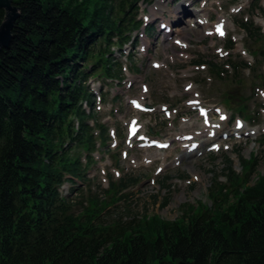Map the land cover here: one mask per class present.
<instances>
[{
    "label": "trees",
    "instance_id": "16d2710c",
    "mask_svg": "<svg viewBox=\"0 0 264 264\" xmlns=\"http://www.w3.org/2000/svg\"><path fill=\"white\" fill-rule=\"evenodd\" d=\"M250 1L248 18L237 26L253 50L264 39L255 19L264 18V6ZM13 2L20 16L0 54V264H264V174L254 180L253 164L240 176L227 159L231 186L218 183L213 204L188 220L107 222L108 205L77 213L62 187L86 180L92 154L109 139L90 81L100 69L99 77L122 80L111 50L144 26L134 17L138 0ZM3 19L0 9V24ZM207 63L215 76L229 72ZM229 64L234 73L255 67ZM130 182L112 187L127 189Z\"/></svg>",
    "mask_w": 264,
    "mask_h": 264
},
{
    "label": "rangeland",
    "instance_id": "374dc122",
    "mask_svg": "<svg viewBox=\"0 0 264 264\" xmlns=\"http://www.w3.org/2000/svg\"><path fill=\"white\" fill-rule=\"evenodd\" d=\"M250 2L138 0L140 9L134 17L143 20L144 26L131 33L122 49L115 45L111 50L122 65V80L99 77L100 69L93 76L96 79L90 81L92 88L101 91L97 117L106 125L109 139L99 142L92 154L86 180L67 182L62 187V194L74 200L78 214L83 207L108 205L102 214L107 222L139 220L144 216L165 221L188 220V214L213 204L211 194L218 183L231 186L227 159L240 176L247 167L250 172L252 164L254 180L264 174V56L260 54L264 39L252 50L246 34L237 26V21L248 18ZM261 4L264 6V0ZM156 5L159 9L152 10ZM181 5L190 12L181 14L182 22L171 28L183 26L184 32H168L169 28L160 31L167 20L178 14ZM198 16L205 17V24L213 29V34L205 33V26L195 22ZM255 19L264 26L261 15ZM221 20L225 22L223 35L213 27ZM151 23L156 31L144 32ZM177 39H182L185 46L176 43ZM232 42L235 47L230 49L228 45ZM230 60H244L255 67L234 73ZM208 61L229 72L213 75ZM135 100L151 104L154 109L137 110L133 107ZM198 106L208 108V112H199ZM242 108L245 115L240 113ZM168 110L169 115L165 114ZM221 113L227 119L220 123ZM136 117L139 131L131 137L130 121ZM189 119L195 125L188 126ZM206 120L215 122L212 134L220 129L216 137H211L208 130L203 132ZM239 123L243 126L241 130ZM251 129L258 132L250 134ZM183 131L194 138L181 141L178 133ZM195 131L202 133V137L192 133ZM140 133L173 141L163 151L141 147ZM193 141L205 142L199 143L190 159L176 160ZM147 154L156 155L155 160H146ZM121 180L125 184L130 180L129 187L113 189L112 183ZM120 195L124 197L119 198ZM227 200L234 202L235 195L229 194Z\"/></svg>",
    "mask_w": 264,
    "mask_h": 264
},
{
    "label": "bare ground",
    "instance_id": "6f19581e",
    "mask_svg": "<svg viewBox=\"0 0 264 264\" xmlns=\"http://www.w3.org/2000/svg\"><path fill=\"white\" fill-rule=\"evenodd\" d=\"M163 8H165L164 6L162 7V10H163ZM156 9H159V6L158 5H156L155 7H153L152 8V10H156ZM176 11V10H175ZM187 12H190V10H188L187 8H185V6H182L181 5V7L178 9V14L176 13V15H174V18L173 19H170V20H167V24H166V26L165 27H161V29H160V31H162V30H164V28H165V30L166 29H168V32H173V30H175V32H178V33H183L184 32V29H181V27H183V26H178L176 29H173V28H171L172 26H174V25H179L181 22H182V18L180 17L181 16V14H186ZM201 18V19H200ZM195 22H197V23H200V24H203V26H205V30H204V32L205 33H212L213 34V29L212 28H209L208 26H207V24H205L206 23V21H205V17L204 16H198V18H196V21ZM223 26H225V22L224 21H219V22H217V23H215V24H213V27H215V30L216 31H219V29H223L222 27ZM163 28V29H162ZM223 31V30H222ZM220 32V31H219ZM146 39V38H145ZM144 41H146L145 42V44H148L149 42H148V40L146 39V40H144ZM176 43H178V44H180L181 46H185V42L182 40V39H177L176 41H175ZM189 90H191L192 89V86L190 87L189 86ZM184 121H187V120H184ZM195 122L194 121H192V120H190L189 119V121H188V126L189 125H193ZM221 123V122H220ZM219 123V124H220ZM213 124H211V123H209L208 125H207V127H208V131H210L212 128H213ZM215 130V129H214ZM241 130V129H240ZM220 131V129H216V132L214 133V134H212V135H210L211 137H216L217 135H218V132ZM250 132V134H255V133H257L258 132V129H251V130H249ZM242 134L244 133V131H242L241 132ZM184 133H182L181 134V136L183 135ZM198 133H196V135H197ZM180 135V134H179ZM196 142V141H195ZM195 142H192V143H190L189 144V146L185 149V153L182 155V156H179V157H177L176 158V160H180V159H182L183 157L184 158H188V159H190L191 157H193V155L194 154H196V152L197 151H195L196 150V148H198L199 147V145L200 144H195V145H192V144H194ZM204 142L205 141H202L201 142V144L203 145L204 144ZM155 156L156 155H150V154H147L146 155V160H148V159H153V160H155ZM164 159H165V157H164ZM164 162H165V160H164Z\"/></svg>",
    "mask_w": 264,
    "mask_h": 264
},
{
    "label": "water",
    "instance_id": "95a60500",
    "mask_svg": "<svg viewBox=\"0 0 264 264\" xmlns=\"http://www.w3.org/2000/svg\"><path fill=\"white\" fill-rule=\"evenodd\" d=\"M0 9L4 10V19L0 24V54L7 48L13 37V29L17 19L20 16V9L13 0H0ZM150 132H153L150 129ZM176 264H194V261L181 260Z\"/></svg>",
    "mask_w": 264,
    "mask_h": 264
},
{
    "label": "flooded vegetation",
    "instance_id": "af4514ba",
    "mask_svg": "<svg viewBox=\"0 0 264 264\" xmlns=\"http://www.w3.org/2000/svg\"><path fill=\"white\" fill-rule=\"evenodd\" d=\"M143 103H144V102H143ZM145 105H146V103H145ZM147 105L150 107L151 112H152V110L154 109L153 105H151V104H147Z\"/></svg>",
    "mask_w": 264,
    "mask_h": 264
},
{
    "label": "snow or ice",
    "instance_id": "6c2138e0",
    "mask_svg": "<svg viewBox=\"0 0 264 264\" xmlns=\"http://www.w3.org/2000/svg\"><path fill=\"white\" fill-rule=\"evenodd\" d=\"M219 31H220V34L223 35V31H222V29H219Z\"/></svg>",
    "mask_w": 264,
    "mask_h": 264
}]
</instances>
